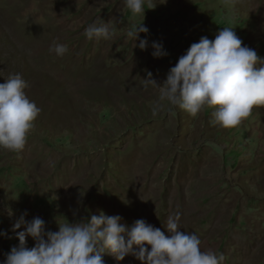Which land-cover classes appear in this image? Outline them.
<instances>
[{"label":"rangeland","instance_id":"1","mask_svg":"<svg viewBox=\"0 0 264 264\" xmlns=\"http://www.w3.org/2000/svg\"><path fill=\"white\" fill-rule=\"evenodd\" d=\"M160 2L143 21L149 43L169 53L154 59L127 38L142 18L124 0H0V83L21 74L41 109L22 151L0 149V264L19 243L12 225L22 213L57 231L64 218L100 211L166 235L167 217L179 213L181 231L222 253V264H264V107L232 129L207 108L192 117L165 103L153 116L159 93L142 81L150 71L162 84L192 43L227 26L264 58V0ZM99 19L111 21L113 39L85 37ZM54 42L67 45L63 57L49 51Z\"/></svg>","mask_w":264,"mask_h":264},{"label":"clouds","instance_id":"2","mask_svg":"<svg viewBox=\"0 0 264 264\" xmlns=\"http://www.w3.org/2000/svg\"><path fill=\"white\" fill-rule=\"evenodd\" d=\"M158 3L160 0H124L132 17L142 18V23L127 30V38L133 48L145 51L150 47L154 59L169 54L161 41L149 43L150 30L143 23L145 10L154 9ZM225 3L231 4L234 0H225ZM233 29L223 27L214 39L202 36L192 43L168 70L162 84L152 78V72L146 71L144 86L151 85L159 93L152 107L153 116L163 110L165 103L192 117L207 108L214 110V124L232 129L246 120L254 108L264 107V58L254 48L244 45ZM115 31L111 21L105 23L99 19L87 26L84 35L90 41H107L113 39ZM141 34H144L142 39ZM49 51L63 57L68 48L54 42ZM3 79L0 149L19 153L41 109L27 97L28 84L21 74L12 73ZM26 216L27 212L22 213L12 225L19 243L5 254L3 264H105V255L114 258L117 264L127 256L141 264H222L225 259L222 253L202 251L201 241L195 234L181 231L179 213L167 217L164 225L167 235L143 219L129 226L121 216H109L102 211L73 223L64 218L56 222L57 231L46 230L41 217L28 221ZM0 237H7V233L0 231ZM29 238L34 241L31 248L26 244Z\"/></svg>","mask_w":264,"mask_h":264}]
</instances>
